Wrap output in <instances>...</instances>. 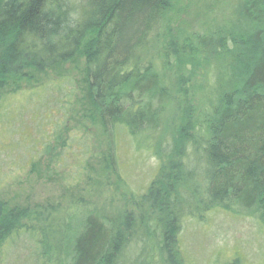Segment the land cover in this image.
Returning a JSON list of instances; mask_svg holds the SVG:
<instances>
[{"label":"trees","instance_id":"obj_1","mask_svg":"<svg viewBox=\"0 0 264 264\" xmlns=\"http://www.w3.org/2000/svg\"><path fill=\"white\" fill-rule=\"evenodd\" d=\"M174 1L0 0V114L36 115L44 132L28 142L31 166L45 158L62 167L69 152L89 167L61 140L65 126H43L54 114L41 103L45 94L73 98L76 85L35 78L77 57L87 87L83 126L102 125L106 166L121 179L120 132L144 137L160 164L157 179L126 205L114 195L66 206L0 196V264L22 241L31 264H182L184 222L217 209L264 228V0H236L210 29L189 32L164 21ZM83 140L78 151L88 154ZM10 152L1 145L0 154ZM5 177L0 169V187Z\"/></svg>","mask_w":264,"mask_h":264},{"label":"rangeland","instance_id":"obj_2","mask_svg":"<svg viewBox=\"0 0 264 264\" xmlns=\"http://www.w3.org/2000/svg\"><path fill=\"white\" fill-rule=\"evenodd\" d=\"M235 2L236 0H175L173 7L166 12L164 21L170 20L173 25L169 28L175 30H208L229 13ZM205 67L208 68V65ZM46 74L49 75L48 78L46 75L42 79L40 76L35 78L41 81L56 79L63 84L65 82L61 78L69 77V83H74V87L76 85V92L73 98L69 93L66 97L59 95L54 99V91L45 94L41 103L54 114L50 120H45L43 126L46 125L50 131L58 125L61 128L65 126L61 140L67 142L70 139L74 143L71 153L87 158L89 167L82 169L75 161H69V152H66L67 158L62 167L49 165V160L45 158L36 166H31L28 157L32 153L28 142L31 138L32 142L38 141L40 134L43 135L44 132H38L36 115L25 114L24 117H19L23 119L21 121L17 120L15 111L7 115L0 114V149L1 145L11 146L8 156L0 154V169L6 176L5 187H0L2 199L21 206L45 205L50 202L66 206L81 197L102 200L114 195L122 205H126V200L133 193H143L159 176L160 166L148 149L146 139H132L127 133H118L115 153L120 179L106 166L111 149L102 125L94 122L90 129L83 126L88 107L84 58L77 57ZM72 100V111L66 117V108ZM19 102L23 105L28 103L26 99H20ZM83 138L90 148L88 154L78 151L83 147ZM23 139L27 141L26 144H23ZM78 178L80 179L77 180ZM130 208L133 209V206ZM179 241L183 253L182 264H235L237 261L239 264H264V228L245 215L217 209L209 213L203 222L187 219ZM28 249V243L22 241L12 249L13 253L8 252L6 263H3L31 264L33 259ZM15 250L18 252L15 253Z\"/></svg>","mask_w":264,"mask_h":264}]
</instances>
